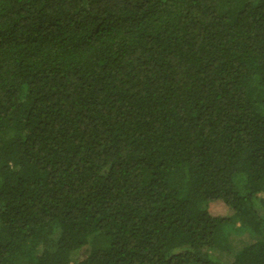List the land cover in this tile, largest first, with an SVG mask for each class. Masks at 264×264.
I'll use <instances>...</instances> for the list:
<instances>
[{
	"label": "trees",
	"instance_id": "trees-1",
	"mask_svg": "<svg viewBox=\"0 0 264 264\" xmlns=\"http://www.w3.org/2000/svg\"><path fill=\"white\" fill-rule=\"evenodd\" d=\"M0 264H264V0H0Z\"/></svg>",
	"mask_w": 264,
	"mask_h": 264
},
{
	"label": "rangeland",
	"instance_id": "rangeland-1",
	"mask_svg": "<svg viewBox=\"0 0 264 264\" xmlns=\"http://www.w3.org/2000/svg\"><path fill=\"white\" fill-rule=\"evenodd\" d=\"M255 203L257 205V210L262 212L261 208L258 205L259 202L255 201ZM240 226V223H236L234 227L227 229L226 233H224L223 236L220 237L217 246L214 247L211 251V255L214 258H222L228 253H236L237 251L245 247L246 244L252 242V240L259 239V237L257 238V236L250 235L248 232H243L240 229Z\"/></svg>",
	"mask_w": 264,
	"mask_h": 264
}]
</instances>
